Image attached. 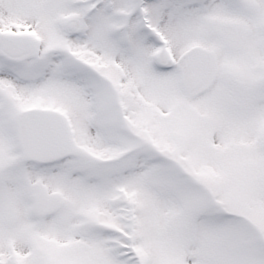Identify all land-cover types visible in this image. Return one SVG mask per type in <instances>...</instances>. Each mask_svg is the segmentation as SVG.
<instances>
[{
	"label": "snow or ice",
	"instance_id": "1",
	"mask_svg": "<svg viewBox=\"0 0 264 264\" xmlns=\"http://www.w3.org/2000/svg\"><path fill=\"white\" fill-rule=\"evenodd\" d=\"M0 264H264V0H0Z\"/></svg>",
	"mask_w": 264,
	"mask_h": 264
}]
</instances>
